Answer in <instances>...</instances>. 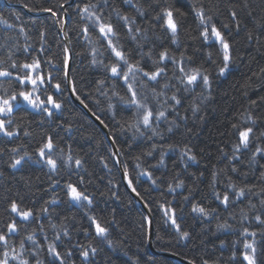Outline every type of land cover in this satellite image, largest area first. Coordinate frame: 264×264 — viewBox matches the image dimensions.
Here are the masks:
<instances>
[{"label":"trees","instance_id":"1","mask_svg":"<svg viewBox=\"0 0 264 264\" xmlns=\"http://www.w3.org/2000/svg\"><path fill=\"white\" fill-rule=\"evenodd\" d=\"M64 2L0 0V17L7 21V24L0 22V61H3L0 68H9V52L17 65L31 63L35 57L40 60L39 72L45 76L51 73L54 82L59 81L63 89L59 93L49 89V93L62 104L60 110L53 109V116L33 110L21 101L15 104L11 117H8L13 121L8 126L9 130H16L18 135L9 138L0 134V149H3L0 152V232H7V225L12 221L16 222L18 228L16 233L10 235L9 246L19 252L23 239L26 249L24 257L29 259L30 264H36V259L50 264L52 258L47 252L49 243H55L62 256L71 251V256L65 257V264H183L151 252L146 212L123 184L105 135L70 97L64 75L65 43L56 22L64 19L66 10L69 13L67 32L72 51V82L78 96L108 127L137 192L150 208L156 249L171 251L196 264H204V261L208 264H247L243 259V245L253 238L241 233L248 228L250 232H257V264H264V235L261 234L264 233V225L253 219L258 214L264 219V205L260 203L264 200V156L258 155L255 162L250 159L257 146L264 148V0H247V7L244 6L245 0H159V3L140 0L146 10L144 17L123 0H109V5L103 8L105 18L115 6L122 13L135 17L137 26L141 28L154 25L150 27V40L144 44L145 52L152 49V59H141L135 42L127 36L126 28L112 15L111 22L120 33V43L130 53L133 62L140 60L145 71H153L152 60L168 49L178 60L183 54L185 71L200 69L209 75L210 89L197 82L185 91V85L178 79L182 73L167 61L166 77L159 78V83L147 82L148 88L154 87L157 92L161 91L164 83H169L170 87L163 91L167 96L175 93L181 100L175 110L169 108L166 121L153 123L160 134L158 136L143 127L141 135L130 127L135 123V109L128 108L113 95L117 92L127 97L123 81L110 78V73L103 66L91 63V48L100 46L96 44L99 33L91 27L90 21L81 18V9L89 3H98V0H74L71 4L70 0H66L65 8L60 9L59 5ZM201 5L231 45L233 59L224 75L218 74L222 66L220 44L211 35L207 41L200 35L202 29L194 6L199 8ZM165 6L178 8L185 14L179 18L176 44L171 42L170 34L152 19ZM39 7H51L58 12V16L32 14L42 11L29 10ZM232 10L237 12L236 20L231 16ZM237 23L239 30L236 29ZM85 24L89 25L87 39L82 32ZM225 24L228 28H224ZM41 33H44L43 37ZM249 33L252 39L248 38ZM89 40L93 43L90 44ZM101 51L104 55L98 59H103L105 64L115 62L110 52L104 48ZM9 70L13 76L24 74L19 68ZM98 81H103V85ZM0 85V95L5 94V89L10 95L13 91L31 88L30 85L25 88L13 78H0ZM139 91L148 94L151 101L148 89L139 88ZM102 92L107 95H102ZM160 99L162 101L164 98ZM109 103L114 107L110 109ZM168 104L174 102L169 100ZM194 105L199 106L198 111L193 112ZM151 106L153 109L157 107L154 102ZM249 112L257 118L255 125L244 123L242 114L246 116ZM173 120L175 124L171 123ZM233 124L241 128L253 127L249 149L243 151L238 160L231 159L232 146L238 140ZM169 127H172L171 132L168 131ZM25 131L30 135L25 136ZM48 136L53 138L56 145L51 153L58 163L56 173L50 172L37 153ZM185 146L191 149L190 154L196 156L195 162L187 160V157L181 158ZM12 148L18 151L13 153L10 151ZM149 152L151 155L147 154ZM162 152L164 164L159 165ZM25 153L29 155L24 156ZM69 154L73 161H67ZM20 156H24L21 164L12 168L11 163ZM75 159L82 161L81 167H76ZM233 167L237 169L236 172L231 170ZM144 171L151 173L155 185L148 176L140 174ZM213 172L217 173L214 184ZM180 181H183V186L175 187ZM68 183L88 195L92 204L70 200L66 187ZM229 183L237 188L252 190L236 199L227 187ZM170 184L174 191H168ZM214 191L229 193L230 203L227 207L215 198ZM13 200L20 210H31L32 218L24 221L12 213L10 204ZM53 200L56 203H51ZM194 205L204 207L210 214L202 216L194 212ZM251 205H255V208H251ZM43 208L48 211L42 212ZM245 213L248 216L246 220L243 219ZM91 217L107 227L106 238L96 235ZM172 219L179 226V232ZM225 222L231 227L218 228ZM64 228L69 232L67 237L63 235ZM184 231L189 236L181 239L180 232ZM33 233L36 243L41 246L39 250L26 239ZM57 234L59 240H56ZM77 245L86 248L91 245L97 251L95 255L90 251L85 261ZM2 248L0 245V250ZM33 251H38V255L33 257ZM11 264L16 262L12 261Z\"/></svg>","mask_w":264,"mask_h":264},{"label":"snow or ice","instance_id":"2","mask_svg":"<svg viewBox=\"0 0 264 264\" xmlns=\"http://www.w3.org/2000/svg\"><path fill=\"white\" fill-rule=\"evenodd\" d=\"M153 3H159V0H152ZM65 3H61L59 5L60 9L65 8ZM123 3L130 5L131 7L135 8L137 14L141 17L145 16V8L140 4V0H136L135 3H133V0H123ZM109 5V0H98V3H89L85 5L81 11L83 15L81 16L82 19H87L91 22V27L94 30H97L99 33V36L97 37L96 44H99L100 46H93L91 48V56L92 60L91 63L93 65H101L104 67V69L110 73V78L112 79H118L123 81V85L126 87L127 90V97L121 96L119 93L114 92L113 95L118 97L120 102H122L125 106L128 108H134L135 112L134 115L136 117L135 123L130 125V127L135 128L137 132H139L141 135H143V132H141V127L144 129L150 130L153 135L158 136L160 135L156 128L153 127V123L160 122L162 120H167V112L169 108L172 110H175V106L179 105L181 103L180 98L173 93L171 96H167V93L163 91V89H167L170 87L169 83H164L161 87V91L157 92L156 88H148L147 82H155L159 83V78L166 77V62L170 61L173 65H175L180 73H182L181 77H178L181 84L185 85V91L188 90L189 86H195L197 82L202 83L203 87L205 89H210L211 87V81L209 79V75L205 72H202L200 69H192L189 71H185V68L183 67V61L184 57L183 54H181V58L178 60L174 55H171L168 51V49H164L161 51L158 55V58L153 59L152 63L154 66L153 71H145L144 68L141 66L140 60H136L133 62L130 59V53L124 50L123 45L120 43V33L116 30V27L111 22V17L114 15L116 19L120 22H122L124 28L127 30V36L129 39H131L136 44V48L138 49V54L141 59L148 57L149 59H152V49L149 48L147 52L144 51V44L150 40L149 37V31L150 27H154V25H150V27L141 28L137 26V21L135 17H131L127 14H124L120 11L119 8L113 6L111 8L110 15L105 18L103 8L107 7ZM245 7H247V0H245ZM25 7H28L25 5ZM30 11H42L50 13L52 17H57L58 12L54 10L51 7H39L36 9L29 8ZM194 10L196 13V16L199 21V25L201 26V33L200 35L204 38L205 41L209 39V36L215 38V40L220 44L221 46V52H222V66L218 69L219 75H224L229 67L230 63L232 62V55H231V45L229 44L228 40L225 38L221 30H219L214 23H212V16L209 14H206V10L203 5H201L199 8H196L194 6ZM185 14L178 8H174L171 6H165L160 9L159 12H157L152 19L160 24V27L168 34H170L171 42L173 44L177 43V37L178 32L180 28L179 24V18L184 16ZM251 15V13H249ZM231 16L233 20L237 19V12L235 10L231 11ZM0 22H3L7 24L6 20H3V17H0ZM58 23H61V30L63 31V23H66V20H63V18L58 19ZM8 27H13V25H8ZM239 23L236 24V29L239 30ZM224 28H228V25H224ZM21 32L24 31L23 28L20 29ZM82 32L85 34V38H88L89 34V25L85 24L82 27ZM44 33H41V37H43ZM249 39H252L251 33H249ZM159 39V37H157ZM103 41V44H100V42ZM89 43H93L91 40H89ZM101 48H104L110 54L115 58V62L109 61V63L105 64L103 59H98V57H102L104 55V52L101 51ZM28 49H25L27 51ZM65 53V58L63 61L65 69H67L68 62H69V56L67 55L69 52V49L67 46L63 49ZM211 54H209L210 58ZM190 59V58H188ZM8 60L11 61V64L9 65V68L11 69H20V72H23L24 74L21 75L17 73L15 76H13V72L9 70V68H0V78H13L15 81H17L20 85L25 86L27 88L28 85L31 86L30 90H21L19 92L13 91L10 95L7 93V90H4V95H0V117H11L15 104L20 103L21 101L26 104L27 106L31 107L33 110L40 111L45 113L47 116L51 117L53 116V109L60 110L62 108V104L54 98L52 94L49 93V89H54L55 92L59 93L62 92V84L59 81L54 82V77L51 73L47 74L46 76L44 74H41L39 72L40 69V60L37 58H33L31 63H23L21 65H17V63L12 60V53H8ZM51 62V61H49ZM0 63H3V61H0ZM24 70H30L25 72ZM264 71V69H262ZM35 73V75H33ZM65 78L68 77V72L65 70ZM146 78V79H145ZM103 81H98V84L103 85ZM2 87V85H0ZM139 88H145L148 89V91L151 93V101L148 94H145L141 91H139ZM73 95H76V98L79 99V96L77 95L76 88L73 84L71 89ZM39 93V94H36ZM36 94V95H34ZM102 95H107V93H101ZM41 96H44L42 99ZM161 97L164 99L161 101ZM111 98H109L110 100ZM171 100L174 102V104L169 105L168 101ZM15 102V103H14ZM154 102L157 107L153 109L151 106V103ZM81 103L83 101L81 100ZM253 104H255V101H252ZM87 107V105H84ZM114 105L109 103V108H113ZM198 105L193 106V112L198 111ZM95 115V113H93ZM243 116V120L245 124L249 125H255L257 118L254 117L250 112L247 113L246 116ZM97 120L100 121L101 124L104 122L100 120V117H96ZM172 124H175V121L173 120L171 122ZM13 121L12 119H0V134L12 138L18 135V132L16 130H9L8 126L12 125ZM106 127V125H105ZM232 128L237 130L238 134V140L236 143L232 146V157L233 160H238L240 158V154L249 149V146L252 142V133H253V127L248 126L241 128L240 125L233 124ZM169 132L172 131V127H169ZM25 136L30 135L28 131L24 132ZM264 135V133H262ZM162 138V137H161ZM56 145L53 142V138L51 136H48L46 140L42 143V146H40L37 150L38 157L40 161H43V163L48 166L50 172L56 173L58 170V163L55 158L51 155ZM171 147V146H169ZM153 149H155V145H153ZM10 151L13 153L17 152V148H12ZM63 151V150H61ZM223 151V150H221ZM0 152H3V149H0ZM191 149L185 146V150L182 151L181 158L187 157V160L189 161H196V156L194 154H190ZM148 155H151V152L147 153ZM28 153H25L24 156H28ZM264 156V148L257 146L255 148V151L251 155L252 162L256 161V157ZM24 156H20L18 159H14L13 163H11L12 168H16L18 165L21 164V161L24 159ZM164 153H161V158L158 162L159 165L164 164L163 159ZM29 159H31V156H29ZM139 159V157H137ZM67 161H73L72 155L67 156ZM74 163L76 167L82 166V161L80 159H75ZM125 167V175H127V165ZM233 172H236L237 169L233 167L231 169ZM141 175H146L150 180H152L153 185H155L156 181L152 179V175L150 172L144 171L140 173ZM213 184L216 181L217 173L213 172ZM262 176H264V173H262ZM82 182V181H81ZM129 187H132L131 180L128 181ZM183 181L178 182L175 187H182ZM67 187V195L70 200L75 201L77 203H80L82 201H87V203L90 205L92 204V199L86 195L83 191H79L76 186H74L71 183H68L66 185ZM228 188H230L235 196L236 199L242 198L246 195V191L250 192L251 188H245L240 187L237 188V186L233 183H229L227 185ZM132 191L136 192V189L132 187ZM168 191H174L173 186L170 184L168 187ZM264 191V190H262ZM139 195V193H136ZM215 195V198L220 201L221 204H223L225 207L228 206L230 203V197L229 193L225 192L223 194L219 192L213 193ZM185 199H188V197H185ZM51 203H56L55 200L51 201ZM260 203L264 205V200H261ZM251 208H255V205H251ZM10 211L12 213L17 214L22 220L27 221L30 218H32L33 213L31 210H20L18 204L16 201H12L10 204ZM42 212H47V208L41 209ZM193 211L197 212L198 214L202 216L209 215V211L206 210L204 207L194 205ZM92 221V224L95 226L96 235L101 237H107L108 229L107 227L101 226V224L96 220L95 217L90 218ZM243 219H248L247 214H244ZM253 219L261 225H264V219L258 214ZM172 224L176 225L175 219H172ZM52 227H55L53 225ZM231 227L226 222L224 224L218 225V228H229ZM176 229L179 232V226L176 225ZM18 231L17 224L15 221H12L7 225V232H0V245L3 246L2 250H0V264H11L12 261H15L16 264H30L29 259L24 257V251L25 249V243L22 239L19 244L20 251L18 252L15 247H10L8 240L11 234H14ZM264 235V233H261ZM63 235L69 236V232L66 228L63 229ZM241 235L245 237H252V241H245L243 247L245 249L243 253V259L247 262V264H257V247H256V240L255 237L257 236L256 231H249L248 228H244ZM189 233L184 231L180 232L181 239L188 238ZM26 239L30 242H32L34 245H36V249H40V245L36 243L34 233L30 234L26 237ZM47 239V237H45ZM60 236L57 234L56 240H59ZM109 246H111L112 242L108 241ZM223 245V242H222ZM80 249V255L84 258L85 261L88 260L89 254L91 251L92 255H95L97 249L95 247H92L89 245L87 248L82 245H77ZM47 252L48 255L52 258L50 260V264H65V257L71 256V251H68L64 254V256L61 255L59 251H57V246L55 243H49L47 245ZM33 257L38 255V251H33L31 253ZM233 258H235V253H233ZM36 264H43V261L40 259H36ZM191 264V262H190ZM204 264H208L207 261H204Z\"/></svg>","mask_w":264,"mask_h":264},{"label":"water","instance_id":"3","mask_svg":"<svg viewBox=\"0 0 264 264\" xmlns=\"http://www.w3.org/2000/svg\"><path fill=\"white\" fill-rule=\"evenodd\" d=\"M74 0H70L69 4L73 3ZM32 14H50L47 12H42V13H32ZM66 20V23H63V31L61 30V26L59 25V23L57 22L58 20H56L57 22V27L59 30L60 35L62 36L65 46L68 47L69 52H68V56H69V62H68V66L67 69H65L68 72V77L66 78V82H67V89L69 91L70 97L73 100V102L80 107L84 113H86L97 125L98 127L101 129V131L103 132V134L105 135L111 150H112V154L114 157V161H115V165L118 169V172L120 173V176L122 178L123 184L125 185V187L128 189V191L131 193L132 197L134 198V200L137 202L138 205H140L143 210L146 212L147 214V226H148V245L149 248L151 250V252L153 254H161V255H165L169 258H172L176 261H179L183 264H196L195 262L186 259L176 253H173L171 251H166V250H158L156 249L155 245H154V224H153V216H152V212L150 210V208L148 207V205L146 204V202L142 199V197L140 195H137V190L136 192L132 191V187L135 188L129 174L127 171V175H125V167L123 164V160H122V155L121 152L118 148V146L116 145L114 139L112 138L108 127H105V123L101 124L99 120L96 119V115H93V112L88 108L85 107V103L84 101L79 97V99L76 98V95H73L71 89L73 86V82H72V75H71V68H72V51H71V43H70V38L67 32V23L69 20V13L65 10L64 12V19ZM78 95V94H77ZM81 100L83 101V103H81ZM101 120V119H100ZM131 180L132 182V187H129V183L128 181ZM136 189V188H135Z\"/></svg>","mask_w":264,"mask_h":264}]
</instances>
